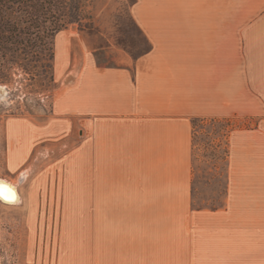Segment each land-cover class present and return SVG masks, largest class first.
<instances>
[{"label":"crops","instance_id":"obj_1","mask_svg":"<svg viewBox=\"0 0 264 264\" xmlns=\"http://www.w3.org/2000/svg\"><path fill=\"white\" fill-rule=\"evenodd\" d=\"M134 3L147 49L97 53L58 76L54 64L58 81L73 77L57 93V119L85 122L91 144L95 136L125 146V220L110 224L125 225V249L69 242L73 256L63 249L58 263L264 264V128L231 132L221 206L193 207L189 192L193 118L264 120V0H248L247 16L242 0H233L234 16L225 15L227 0ZM20 121L8 132L20 142L17 157L54 137L37 140ZM78 149L67 152L76 159ZM73 216L78 231L82 215Z\"/></svg>","mask_w":264,"mask_h":264},{"label":"rangeland","instance_id":"obj_2","mask_svg":"<svg viewBox=\"0 0 264 264\" xmlns=\"http://www.w3.org/2000/svg\"><path fill=\"white\" fill-rule=\"evenodd\" d=\"M135 1L90 0L87 9L93 14L92 26L72 24L52 39L56 75L66 67L77 72L97 53L127 48L138 54L147 49L148 43L134 22ZM232 6L233 0H227L225 15H240ZM249 13L248 0H242L241 15ZM28 62L18 61L0 71V85L7 89L0 95V179L16 189L11 202L0 198V264H59L63 249L70 253L65 257L73 256L69 242L88 241L106 247L118 243L117 249H125V225L117 229L110 225L125 220L124 144L101 146L95 143V136L91 144L85 122L71 124L57 119L53 113L57 93L70 85L73 77L64 80L63 75L58 81L54 65L53 72H48ZM17 120L26 125L24 129L35 132L37 140L54 137L41 139L27 157H17L20 142L8 134L15 131ZM200 120L195 127L192 124L191 204L218 207L229 192L231 132L264 128V120ZM56 121L62 127L52 124ZM74 145L79 147L76 159L67 152ZM11 154L13 161L18 159L17 164L9 163ZM75 214L82 215V228L77 232L72 228L78 223L73 221L78 219ZM100 221L108 225L95 223ZM66 223L71 227L65 228Z\"/></svg>","mask_w":264,"mask_h":264},{"label":"trees","instance_id":"obj_3","mask_svg":"<svg viewBox=\"0 0 264 264\" xmlns=\"http://www.w3.org/2000/svg\"><path fill=\"white\" fill-rule=\"evenodd\" d=\"M89 5L90 0H0V71L29 61L53 72L54 35L72 24L91 27ZM199 121L193 118V127Z\"/></svg>","mask_w":264,"mask_h":264},{"label":"bare ground","instance_id":"obj_4","mask_svg":"<svg viewBox=\"0 0 264 264\" xmlns=\"http://www.w3.org/2000/svg\"><path fill=\"white\" fill-rule=\"evenodd\" d=\"M2 187H4V189H1ZM0 196L5 199L12 200V198L16 196V189L14 185L0 179Z\"/></svg>","mask_w":264,"mask_h":264},{"label":"water","instance_id":"obj_5","mask_svg":"<svg viewBox=\"0 0 264 264\" xmlns=\"http://www.w3.org/2000/svg\"><path fill=\"white\" fill-rule=\"evenodd\" d=\"M6 91H7L6 87L3 86V85H0V95L5 94ZM1 189H4V187H2ZM0 198H1L3 201H6L2 196H0ZM6 202H11V200H10V201H6Z\"/></svg>","mask_w":264,"mask_h":264}]
</instances>
